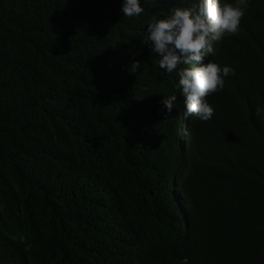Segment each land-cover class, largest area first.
Returning a JSON list of instances; mask_svg holds the SVG:
<instances>
[{"label":"trees","instance_id":"trees-1","mask_svg":"<svg viewBox=\"0 0 264 264\" xmlns=\"http://www.w3.org/2000/svg\"><path fill=\"white\" fill-rule=\"evenodd\" d=\"M121 2L0 0V264H264V0L206 57L235 74L179 187V98L156 108L179 78L142 43L172 5Z\"/></svg>","mask_w":264,"mask_h":264},{"label":"clouds","instance_id":"clouds-1","mask_svg":"<svg viewBox=\"0 0 264 264\" xmlns=\"http://www.w3.org/2000/svg\"><path fill=\"white\" fill-rule=\"evenodd\" d=\"M249 2L250 0H190L188 6L181 7L168 0L172 5L168 14L163 17L153 16L147 21L142 43L149 47L153 60L158 59L155 64L157 70H165L167 73L175 71L179 78L175 83L178 88L177 96H163L156 105L161 115L164 114V109L171 113L179 98V120H172L181 155L179 169L182 172L176 177L177 187L180 186L188 161L186 146L200 124L204 123L202 121L211 120L215 114L213 106L216 104L208 102L212 93H221L225 78L235 74L231 66L221 67L206 57L215 55V43L222 41L225 36L238 33ZM120 10L127 17H136L144 12L141 0H122ZM139 67L140 63L133 61L128 70L136 73ZM217 97L220 105L226 103L228 106L229 124L238 109L227 91ZM255 115L264 119V105H257ZM175 194L178 209L188 218L190 212L185 203V192L180 189L173 196Z\"/></svg>","mask_w":264,"mask_h":264}]
</instances>
